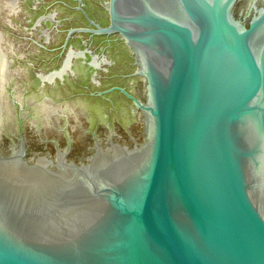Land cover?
Here are the masks:
<instances>
[{
	"label": "water",
	"instance_id": "water-1",
	"mask_svg": "<svg viewBox=\"0 0 264 264\" xmlns=\"http://www.w3.org/2000/svg\"><path fill=\"white\" fill-rule=\"evenodd\" d=\"M119 3L90 31L169 57L162 82L135 72L150 82L152 100H132L146 147L89 178L0 165V264H264V0L239 18L238 0ZM172 5L180 17L156 9Z\"/></svg>",
	"mask_w": 264,
	"mask_h": 264
},
{
	"label": "flooded vegetation",
	"instance_id": "flooded-vegetation-1",
	"mask_svg": "<svg viewBox=\"0 0 264 264\" xmlns=\"http://www.w3.org/2000/svg\"><path fill=\"white\" fill-rule=\"evenodd\" d=\"M11 1L12 12L0 7V19L11 29H0V67L13 118L0 129V165H34L56 180L64 174L89 178L86 165L144 149L148 113L132 100H152L147 74L161 82L167 77L163 43L154 48L116 32L90 31L108 25L107 0ZM122 4L117 10L127 14L130 8ZM156 9L181 15L173 5ZM262 40L255 38L259 51ZM42 101L50 107L48 123L39 112ZM137 124L140 129H133Z\"/></svg>",
	"mask_w": 264,
	"mask_h": 264
},
{
	"label": "bare ground",
	"instance_id": "bare-ground-1",
	"mask_svg": "<svg viewBox=\"0 0 264 264\" xmlns=\"http://www.w3.org/2000/svg\"><path fill=\"white\" fill-rule=\"evenodd\" d=\"M248 1L249 0H247V2ZM11 2H12L11 0H2L1 1V5H0L1 10L6 12V13L12 12L13 11V5H12ZM2 40H3V37L0 36V49H4V47H5L4 46L5 44L4 45L1 44ZM4 72H6L5 68L4 67H0V129H1L2 125H3V123H5V122L8 123V122L12 121V119H13L12 116H11L12 112L10 111L9 103L7 102V100H5L3 98V93H2V88H3L2 82L5 79ZM39 112H41L43 114L44 119L48 123V120L50 119V115H49L50 107H49V105L46 102L42 101L39 104Z\"/></svg>",
	"mask_w": 264,
	"mask_h": 264
},
{
	"label": "rangeland",
	"instance_id": "rangeland-1",
	"mask_svg": "<svg viewBox=\"0 0 264 264\" xmlns=\"http://www.w3.org/2000/svg\"><path fill=\"white\" fill-rule=\"evenodd\" d=\"M238 1L240 2L238 10H237L236 13H232L235 18H239L240 17V13L242 12V9L248 3L247 0H238ZM0 29H3L6 32H10L11 31L10 27L7 26V23H4L1 19H0ZM139 126H140L139 124L134 125V127H137V128H140Z\"/></svg>",
	"mask_w": 264,
	"mask_h": 264
}]
</instances>
